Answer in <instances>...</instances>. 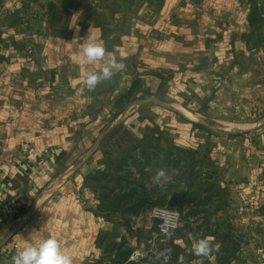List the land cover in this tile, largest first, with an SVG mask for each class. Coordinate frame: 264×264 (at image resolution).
<instances>
[{"label": "crops", "instance_id": "0c3cea01", "mask_svg": "<svg viewBox=\"0 0 264 264\" xmlns=\"http://www.w3.org/2000/svg\"><path fill=\"white\" fill-rule=\"evenodd\" d=\"M263 12L0 0V256L55 238L73 264H264ZM88 35L124 65L94 90L78 63ZM155 205L182 213L169 240ZM206 237L219 251L195 256Z\"/></svg>", "mask_w": 264, "mask_h": 264}, {"label": "clouds", "instance_id": "9594fccd", "mask_svg": "<svg viewBox=\"0 0 264 264\" xmlns=\"http://www.w3.org/2000/svg\"><path fill=\"white\" fill-rule=\"evenodd\" d=\"M78 63L93 66L83 73L84 83L89 90H94L101 82L111 80L124 68L123 63L118 62L117 57L106 49L103 41L92 35L85 38ZM169 179L164 169H158L153 182L160 184ZM213 240V237H206L196 241L192 248L193 254L197 257L211 258L220 248ZM11 264H73V260L62 250L57 239L47 238L42 239L37 245L27 244L23 249L17 250Z\"/></svg>", "mask_w": 264, "mask_h": 264}, {"label": "built area", "instance_id": "2783aa9c", "mask_svg": "<svg viewBox=\"0 0 264 264\" xmlns=\"http://www.w3.org/2000/svg\"><path fill=\"white\" fill-rule=\"evenodd\" d=\"M264 0H257L259 6H262ZM264 19V12L262 14ZM151 216L157 221L158 235L164 239H171L182 222L181 211L173 206L156 205L151 209ZM23 249L19 243L14 242L5 251L4 255L0 256V264H11L12 257L16 254L17 250ZM170 246H166L163 251H168ZM143 256L141 247H135L129 255V260L139 261Z\"/></svg>", "mask_w": 264, "mask_h": 264}, {"label": "trees", "instance_id": "16d2710c", "mask_svg": "<svg viewBox=\"0 0 264 264\" xmlns=\"http://www.w3.org/2000/svg\"><path fill=\"white\" fill-rule=\"evenodd\" d=\"M126 194H127V192H126ZM155 206H156V205H155ZM153 207H154V206H153ZM153 207H152V208H153ZM129 252L131 253V249H130V248H128V249L125 251L124 255H125L126 253H129ZM130 253H129V254H130ZM230 253H231V254H230ZM129 254H128V258H129ZM228 254H229V255H233L234 252H228ZM126 255H127V254H126ZM228 258H229V256H228Z\"/></svg>", "mask_w": 264, "mask_h": 264}, {"label": "rangeland", "instance_id": "374dc122", "mask_svg": "<svg viewBox=\"0 0 264 264\" xmlns=\"http://www.w3.org/2000/svg\"><path fill=\"white\" fill-rule=\"evenodd\" d=\"M216 125V124H215ZM222 125V124H221ZM127 128H125L123 125H121L118 130H126ZM169 240V239H168Z\"/></svg>", "mask_w": 264, "mask_h": 264}, {"label": "water", "instance_id": "95a60500", "mask_svg": "<svg viewBox=\"0 0 264 264\" xmlns=\"http://www.w3.org/2000/svg\"><path fill=\"white\" fill-rule=\"evenodd\" d=\"M6 241V240H5Z\"/></svg>", "mask_w": 264, "mask_h": 264}]
</instances>
